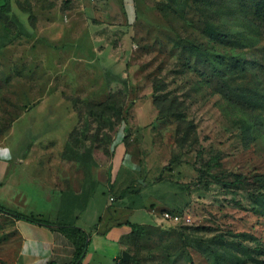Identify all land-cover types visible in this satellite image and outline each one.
Returning <instances> with one entry per match:
<instances>
[{
    "label": "rangeland",
    "instance_id": "rangeland-1",
    "mask_svg": "<svg viewBox=\"0 0 264 264\" xmlns=\"http://www.w3.org/2000/svg\"><path fill=\"white\" fill-rule=\"evenodd\" d=\"M73 3L0 13V205L74 221L81 264H264V0H136L119 26ZM48 237L0 212V264Z\"/></svg>",
    "mask_w": 264,
    "mask_h": 264
},
{
    "label": "trees",
    "instance_id": "trees-1",
    "mask_svg": "<svg viewBox=\"0 0 264 264\" xmlns=\"http://www.w3.org/2000/svg\"><path fill=\"white\" fill-rule=\"evenodd\" d=\"M8 3H9V0H5L4 3L2 5H0V13H4L7 11ZM218 57L220 58L222 63H229L230 66L240 65V61L238 58L226 59V57H224V56H218ZM99 106H101V105H99ZM103 108L105 110H113V106L111 105V103H108V104L105 103L103 105ZM86 156H89V154L87 155V152H84L82 154L75 153L74 158L78 157V158L83 159L82 163H80V165L83 166L82 164H84L86 162V159L84 160V157H86ZM83 207H84V205L81 206L80 208H83ZM263 210H264V207H263ZM0 212L12 215L17 219H22V220L28 221L30 223L37 224L39 226L49 228L55 234V235H53V239L57 242V245H60L62 243L60 241L61 240L60 236L57 233L61 234L66 240H68L71 243V245H72V256L68 261L58 262L54 259H50V260L46 261L44 264H81L82 260L85 257V254L87 252V247L89 245V241H90L89 237L90 236H89V233L87 231H85L81 227L76 226L74 221L67 222L66 220H57V219L46 220V219H41V218H34L32 216H26V215H22L20 213L19 214L14 213V212L12 213V211H9L7 208H5L1 205H0ZM124 224L130 228V232L132 234L142 236V235L147 233V230L141 224L133 223V222H130L128 220L125 221ZM47 255H45L44 258ZM43 259L40 261V263H42Z\"/></svg>",
    "mask_w": 264,
    "mask_h": 264
},
{
    "label": "crops",
    "instance_id": "crops-1",
    "mask_svg": "<svg viewBox=\"0 0 264 264\" xmlns=\"http://www.w3.org/2000/svg\"><path fill=\"white\" fill-rule=\"evenodd\" d=\"M72 2H74L71 7L73 10H78V8H81L83 9V12L86 13L84 19H98L102 24L107 23L106 21L108 20H114L116 22L115 25L119 26V21L123 22L126 19L129 20V14L135 9L136 0H72ZM84 15L85 14H83V16ZM38 227H41L42 230H45L49 236L47 241L48 245L46 246L49 254L43 259L42 263L39 264H44L50 259H54L58 262L68 261L72 256L71 243L61 234L57 233L61 238H63V240H65L60 245H57V242L52 238V236L55 234L49 228L39 225ZM117 229L118 227L112 228L104 237V239L107 238L111 242H114L112 240H114L115 235L117 234ZM100 238L102 237L100 236ZM89 240L91 241V238H89ZM39 243L40 242L38 241H31L29 244L30 247L25 250V256L26 253L33 249V247H37Z\"/></svg>",
    "mask_w": 264,
    "mask_h": 264
},
{
    "label": "built area",
    "instance_id": "built-area-1",
    "mask_svg": "<svg viewBox=\"0 0 264 264\" xmlns=\"http://www.w3.org/2000/svg\"><path fill=\"white\" fill-rule=\"evenodd\" d=\"M163 219H168L171 221H178L180 218L179 216L175 215V214H169L168 212H164L162 215Z\"/></svg>",
    "mask_w": 264,
    "mask_h": 264
},
{
    "label": "water",
    "instance_id": "water-1",
    "mask_svg": "<svg viewBox=\"0 0 264 264\" xmlns=\"http://www.w3.org/2000/svg\"><path fill=\"white\" fill-rule=\"evenodd\" d=\"M121 256L124 261H128L131 257V255L125 250L122 251Z\"/></svg>",
    "mask_w": 264,
    "mask_h": 264
}]
</instances>
